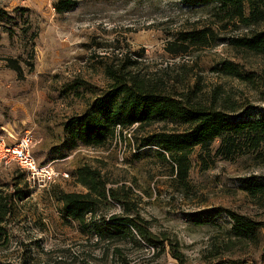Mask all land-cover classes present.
<instances>
[{"label": "rangeland", "instance_id": "rangeland-1", "mask_svg": "<svg viewBox=\"0 0 264 264\" xmlns=\"http://www.w3.org/2000/svg\"><path fill=\"white\" fill-rule=\"evenodd\" d=\"M76 1L72 11L56 13L57 0H0V9L15 17L13 24L0 19V136L12 144L8 134H32L36 161L51 163L57 175L39 187L15 164L0 167V202L14 194L0 225V264H264V148L215 158L205 169L196 147L181 183L150 140L180 127L156 121L116 130L101 148L73 146L64 130L110 89L109 65L155 82L176 100L223 111L230 121L261 119L264 57L229 40L264 32V22H228L215 5L189 7L182 0ZM205 29L212 34L206 47L170 51L180 34ZM225 63L239 75L222 70ZM83 166L98 170L118 198L127 196L129 216L144 223L152 244L138 236L100 241L93 235L94 221L125 215L112 201L88 219V229L64 217L59 194L87 192L74 177ZM230 215L249 221L251 238L236 236Z\"/></svg>", "mask_w": 264, "mask_h": 264}, {"label": "trees", "instance_id": "trees-1", "mask_svg": "<svg viewBox=\"0 0 264 264\" xmlns=\"http://www.w3.org/2000/svg\"><path fill=\"white\" fill-rule=\"evenodd\" d=\"M186 6L200 7L215 5L217 16L228 22L237 20L245 26L264 22V0H182ZM77 5L76 0H57L54 4L56 13H67ZM248 7L249 15L246 16ZM21 14L22 9L15 10ZM23 17V14L20 15ZM0 19L10 24L15 23V17L8 16L0 9ZM211 32L190 31L178 36L179 44H170V51L186 52L191 46L206 47L212 39ZM235 48L252 52L264 57V32H257L250 37L229 40ZM178 53V52H177ZM175 54V53H174ZM10 61V60H9ZM15 61H10L13 70L20 75L21 69ZM222 70L232 76L239 72L225 63ZM104 73L111 81L110 89L101 96L93 99L82 115L69 119L64 124V130L69 133L73 146L81 143L85 147L101 148L111 139L116 130L127 131L136 128L149 127L156 121L172 124L182 130L173 133L152 135L150 140L160 147L158 155L164 161H171L172 173L181 183H186L190 169L189 156L194 148L199 147V158L208 169L215 158L233 160L239 155L259 153L264 148V116L259 120L230 121L223 111L206 107L201 103L184 99L176 100L164 94V89L145 77L130 72H124L114 66L105 67ZM217 143L215 149L212 148ZM75 181L86 193L59 194L63 207V215L69 221L79 224L81 229H88L89 221L98 216L102 205L108 201L122 206L125 215H112L108 222L103 220L93 222L92 233L100 241L118 239L142 240L152 244V235L144 223L138 218L129 216L132 212L127 209L126 199L118 198V192L108 187L101 173L88 166L76 170ZM257 190L258 185H254ZM0 202V225L9 214L14 194L6 193ZM233 219V231L236 236L251 238L254 231L249 221L243 216L230 215ZM1 239V238H0ZM212 264H241L236 261H217Z\"/></svg>", "mask_w": 264, "mask_h": 264}, {"label": "built area", "instance_id": "built-area-1", "mask_svg": "<svg viewBox=\"0 0 264 264\" xmlns=\"http://www.w3.org/2000/svg\"><path fill=\"white\" fill-rule=\"evenodd\" d=\"M8 136L12 144L7 143L6 137L0 136V167L15 164L33 184H37L39 187L52 183L57 175L51 163L42 165L36 161L32 149L34 144L32 134L25 133L16 139L12 134H8ZM9 137L7 138L9 139ZM61 177L69 178L66 173H62Z\"/></svg>", "mask_w": 264, "mask_h": 264}]
</instances>
